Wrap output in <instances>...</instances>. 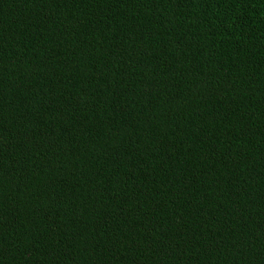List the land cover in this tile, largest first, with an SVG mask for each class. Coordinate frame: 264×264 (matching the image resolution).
<instances>
[{
	"label": "trees",
	"instance_id": "16d2710c",
	"mask_svg": "<svg viewBox=\"0 0 264 264\" xmlns=\"http://www.w3.org/2000/svg\"><path fill=\"white\" fill-rule=\"evenodd\" d=\"M0 264H264V0H0Z\"/></svg>",
	"mask_w": 264,
	"mask_h": 264
}]
</instances>
